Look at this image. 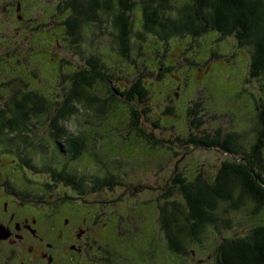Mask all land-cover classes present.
<instances>
[{
	"label": "rangeland",
	"instance_id": "obj_1",
	"mask_svg": "<svg viewBox=\"0 0 264 264\" xmlns=\"http://www.w3.org/2000/svg\"><path fill=\"white\" fill-rule=\"evenodd\" d=\"M18 1L24 2L23 21L14 13L9 16L13 9L4 11ZM67 1L0 0V60L6 59L7 69L19 65L16 71L6 74V101L12 102L10 98L18 90L29 88L59 103L30 121L31 134H18V150L7 147L9 165L10 159L22 157L42 170L18 162L20 178L12 184L21 193H33L37 199L55 202L53 205L72 199L61 206L62 225L98 213L100 221L93 224V217L90 222L92 238L105 235L122 255L115 258V264H143L142 256L149 264H200L197 260L218 264L217 247L222 241L219 232L230 238L245 236L264 223V214L253 216L251 205L232 211L229 204L221 203L218 226L207 227L200 242L188 246L189 254L178 256L164 251L168 247L160 221L161 208L167 200L186 207L173 179L181 175L193 181L202 176L212 182L223 162L233 160L232 154L219 148L188 143L191 137L223 139L233 134L244 153L255 145L261 129L258 106L262 104L259 100H264V73L250 76L253 47L241 46L234 36L215 32L197 37L189 33L175 35L167 42L151 34L142 37L143 10L151 0H131L135 4L130 13L134 39L123 57L103 9L91 13L90 20L85 18L71 38L63 24L70 15ZM154 1L159 16L170 20L180 18L188 5V0ZM92 57L121 91L139 78L145 82L149 95L144 105L137 106L140 115L147 110L139 118L140 126L172 150L148 145L131 133V113L121 104L116 111L102 116L84 103L76 105L75 114L66 122H59L66 135L59 140L64 144H59L62 151L56 148L51 120L63 108L62 98L74 88L76 72L88 67ZM15 75L26 77V81ZM96 92L108 97L107 88L100 82ZM68 137L83 143L77 159L65 154ZM64 169L81 182L80 190L59 181L57 176ZM98 179L109 183L100 188L95 184ZM192 251L196 252L195 258ZM183 258L187 259L179 262Z\"/></svg>",
	"mask_w": 264,
	"mask_h": 264
},
{
	"label": "trees",
	"instance_id": "obj_2",
	"mask_svg": "<svg viewBox=\"0 0 264 264\" xmlns=\"http://www.w3.org/2000/svg\"><path fill=\"white\" fill-rule=\"evenodd\" d=\"M65 4L70 15L63 21V24L71 38L76 36L85 18L91 19V13L99 9L107 11L110 27L116 32V38L119 41L120 53L126 57V53L130 51V42L134 39L130 13L135 8V4L131 0H118V2L114 0H86L85 2L68 0ZM158 8L154 0L146 3L143 10L144 33L142 37H145V34H151L160 36L164 42H167L175 35L185 36V33L193 37L201 36L205 32L231 35L237 38L241 46L250 45L254 49L250 76L256 78L263 75L264 0H188L186 11L177 20L160 17ZM83 68L79 73L76 72L74 88H71L70 94L62 98L63 108L53 116L51 131L56 140V142L54 140L56 148L62 151L59 144L63 143L59 140L66 135L65 129L58 124L60 121L66 122L75 114L78 103H84L83 105L89 107L90 110H97L102 116H105L107 112L116 111L117 107L122 105L128 108L129 114L131 113V133L148 145H155L157 148L166 147L165 142L157 139L153 132H148L140 126L142 121L140 122L139 118L146 115L147 110L140 115L137 106L144 105L149 95V89L141 78L128 89L121 91L110 80L112 76L102 71L96 58L92 57L88 67L83 66ZM99 82L107 88L108 97H100L97 94L96 85ZM259 102L262 103L258 106L260 110L258 122L261 129L249 153L240 150L237 136L233 134L223 139L191 137L188 140V143L195 146L219 148L223 153L232 154L231 159L234 161L223 162L219 174L212 182L202 176H197L193 181H188L181 175L173 179L184 196L186 207L183 209L175 200H167L166 205L161 208L160 221L168 247L164 251L178 256L189 254L188 246L200 242V237L207 227L218 226L217 211L221 203L229 204L232 211L251 205L253 216L264 214V100L261 99ZM58 104L51 98L47 99L36 89L28 97V103L19 106L7 104V113L20 114V119L15 116L10 122H6V127L12 130L19 128L23 134H31L33 129L29 124L32 115L39 117L44 112H50V109ZM65 146L69 147L65 154L67 157L70 155L71 159H77L82 153L83 143L77 139L68 137L65 139ZM166 148L172 150V147ZM28 166L33 170L42 171L30 163ZM41 169L47 170L46 167ZM57 177L59 181L80 190L81 182L65 169ZM96 183L102 188L109 182L98 179ZM70 200L72 199L69 198L68 201ZM96 215L90 218L81 217L78 220H81L83 224L87 222L84 225L90 226L91 235V218L94 217L93 224L100 221L95 219ZM219 235L222 241L217 247L218 264H264V223L242 237L230 238L222 232H219ZM102 236L104 237V234ZM98 238L95 237L96 240Z\"/></svg>",
	"mask_w": 264,
	"mask_h": 264
},
{
	"label": "flooded vegetation",
	"instance_id": "obj_3",
	"mask_svg": "<svg viewBox=\"0 0 264 264\" xmlns=\"http://www.w3.org/2000/svg\"><path fill=\"white\" fill-rule=\"evenodd\" d=\"M23 3L18 1L11 4L9 10L5 8L4 11L6 13L13 9L9 16L14 13L19 21H23L26 19ZM26 7L28 8L27 5ZM1 26L0 21V28ZM5 60H0V264H115V258L122 255L108 242L105 235L103 238L98 236L97 240L93 239L90 226H85L81 220L74 224L60 223L61 206L68 202L69 198L63 200L62 205H53L55 202L37 199L33 193H21L17 186L12 184L20 178L17 163L24 162L28 166L30 162L22 157L10 159V155V165L6 160L10 154L7 147L18 150V134L22 133L19 128L12 130L6 127L7 121L10 122L15 116L20 117V114L7 113V104L19 106L28 103V97L36 89L18 90V93L10 98L12 102H7L6 74L16 71L14 69L19 65L12 70L7 69L8 62ZM15 76L26 81V77ZM34 117L36 116L32 115L31 119ZM97 217L98 215L95 219ZM192 255V258H195L196 252L193 251ZM142 257L145 264L146 260ZM186 259H179V262ZM197 261L204 264L201 260ZM125 264H128V261Z\"/></svg>",
	"mask_w": 264,
	"mask_h": 264
}]
</instances>
